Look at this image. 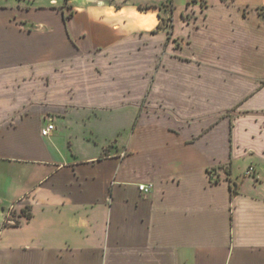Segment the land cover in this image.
I'll list each match as a JSON object with an SVG mask.
<instances>
[{"label":"crops","instance_id":"obj_1","mask_svg":"<svg viewBox=\"0 0 264 264\" xmlns=\"http://www.w3.org/2000/svg\"><path fill=\"white\" fill-rule=\"evenodd\" d=\"M151 4L0 0V264H264V77Z\"/></svg>","mask_w":264,"mask_h":264},{"label":"rangeland","instance_id":"obj_2","mask_svg":"<svg viewBox=\"0 0 264 264\" xmlns=\"http://www.w3.org/2000/svg\"><path fill=\"white\" fill-rule=\"evenodd\" d=\"M6 1L10 2V0ZM151 1L157 4L147 5L146 8L158 15L159 26L154 29L160 32L157 34V38H163L167 33L171 37L170 41L174 40V45L180 47V45L183 46L186 43V40L180 39L177 35L185 38L191 35L192 49L201 56L211 54L209 48L214 44V39L221 40L224 38L233 41L237 45L245 46L246 51L239 52L241 55L238 52H231L227 64L241 65L246 71H252L258 76L264 77V51L256 49V42L260 41V38L264 41V0L257 5L253 4L259 0H238L236 3L234 0H222L223 4L221 0ZM246 2L252 5H242ZM66 5L67 3H64V6ZM209 59L212 62L214 61L212 55ZM232 90L238 94L236 89L232 88L231 92ZM241 92H243L242 89L239 94ZM232 98H235L234 95H232ZM242 108V106L235 107L229 113L232 117L236 116L242 111ZM242 126L238 127V136L246 137ZM239 154L235 149L233 154L235 177L256 176L252 166L246 169L247 158L241 157ZM210 173L213 178L217 177L216 168L210 169ZM244 191L251 193L264 192V186L259 185L258 188H255L250 181L246 180Z\"/></svg>","mask_w":264,"mask_h":264},{"label":"built area","instance_id":"obj_3","mask_svg":"<svg viewBox=\"0 0 264 264\" xmlns=\"http://www.w3.org/2000/svg\"><path fill=\"white\" fill-rule=\"evenodd\" d=\"M56 128L55 124L53 123H49L48 125H46L43 129H42V134L47 136L49 135L52 130H54ZM139 188L141 191H144V192H148L149 189H150V185H146V184H141L139 185ZM12 207L11 209L8 211L7 213V216H6V220L10 223H17V220L14 219V216H13V213H12Z\"/></svg>","mask_w":264,"mask_h":264},{"label":"trees","instance_id":"obj_4","mask_svg":"<svg viewBox=\"0 0 264 264\" xmlns=\"http://www.w3.org/2000/svg\"><path fill=\"white\" fill-rule=\"evenodd\" d=\"M228 173H230V170H228ZM219 179H216V181H218ZM238 184L237 182H234L231 180V183H230V187H231V190H232V195L236 194L238 192V188H237Z\"/></svg>","mask_w":264,"mask_h":264}]
</instances>
